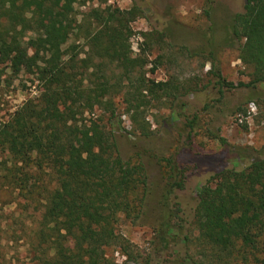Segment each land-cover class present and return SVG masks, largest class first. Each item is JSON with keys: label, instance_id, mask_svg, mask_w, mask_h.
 <instances>
[{"label": "trees", "instance_id": "trees-1", "mask_svg": "<svg viewBox=\"0 0 264 264\" xmlns=\"http://www.w3.org/2000/svg\"><path fill=\"white\" fill-rule=\"evenodd\" d=\"M91 1L0 0V63L14 74L36 75L42 86L39 97L0 124V148L9 158L1 162L2 179L39 210L31 217L35 227L22 236L28 264H117L110 249L129 255L118 227L141 218L147 171L141 162H125L114 133L85 116L100 109L114 117L120 96L146 135L140 114L151 102L183 96L174 81L148 77L155 72L146 70L148 60L132 56V24L144 11L109 6L80 18L76 6ZM245 1V11L233 19V34L239 60L252 69L245 86L256 88L264 83V0ZM73 35L85 44L69 45ZM216 78L223 88L222 77ZM215 138L223 146L212 156L219 168L197 189L192 231L182 232L181 209L171 201L185 189L181 156L164 160L161 204L167 214L156 231V251L179 256L175 264H264V156L237 170L243 156L233 153L234 168L224 169L229 145ZM188 139L191 147V133ZM42 174L53 178L54 190L43 184Z\"/></svg>", "mask_w": 264, "mask_h": 264}, {"label": "rangeland", "instance_id": "rangeland-1", "mask_svg": "<svg viewBox=\"0 0 264 264\" xmlns=\"http://www.w3.org/2000/svg\"><path fill=\"white\" fill-rule=\"evenodd\" d=\"M245 4V0H92L86 7L76 6L80 18L91 9L139 6L144 18L132 24V56L148 60L147 71L155 69L148 77L157 82L174 81L183 95L175 101L151 102L140 114L149 131L146 135L136 126L120 96L115 98L114 117L100 109L85 116L97 119L113 132L122 159L143 163L148 175L141 218L136 224L123 221L118 227L130 244L129 255L119 249L109 250L117 264H175L179 260L171 251L159 255L156 251V231L167 214L161 204L165 159L179 153L186 169L185 189L171 199L172 206L178 203L181 209L185 233L194 229L197 189L219 168L212 159L223 150L216 135L229 145L224 169L234 168L237 160L233 153L243 156L237 170L248 167L259 153L264 156V83L256 88L245 86L252 79V69L239 60V42L233 34V19L245 11ZM71 44L82 46L85 41L73 35ZM218 74L223 88L218 84ZM41 91L36 75L23 70L14 74L8 64L0 63V124L27 101L39 97ZM3 160L9 158L0 148V165ZM3 176L0 167V264H28V246L22 236L27 227H35L31 217L39 215V210L36 212L34 205L8 188ZM42 177L47 189L54 190L53 178L48 174ZM40 201L35 202L38 209Z\"/></svg>", "mask_w": 264, "mask_h": 264}]
</instances>
